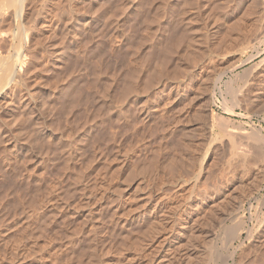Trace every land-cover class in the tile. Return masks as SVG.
<instances>
[{
    "label": "rangeland",
    "instance_id": "rangeland-1",
    "mask_svg": "<svg viewBox=\"0 0 264 264\" xmlns=\"http://www.w3.org/2000/svg\"><path fill=\"white\" fill-rule=\"evenodd\" d=\"M20 5L0 6V31L29 28L18 95L35 102L0 115V264H206L209 250L218 264L213 223L240 215L233 247L259 256L264 167L249 163L264 149V31L250 39L264 0ZM203 189L217 190L181 236Z\"/></svg>",
    "mask_w": 264,
    "mask_h": 264
},
{
    "label": "bare ground",
    "instance_id": "bare-ground-1",
    "mask_svg": "<svg viewBox=\"0 0 264 264\" xmlns=\"http://www.w3.org/2000/svg\"><path fill=\"white\" fill-rule=\"evenodd\" d=\"M2 2V4H3V6L5 5V4H7V9H8V6H13L14 7V13H15V15H18V11L20 10V7H21V5H20V3L23 1V0H1ZM257 1V0H256ZM41 2H43V1H41ZM45 3V2H44ZM254 4L255 3H257V2H253ZM1 4V5H2ZM0 5V6H1ZM41 5V4H40ZM259 5V4H258ZM49 6V5H48ZM256 6V5H255ZM2 7V6H1ZM46 7V6H45ZM3 8V7H2ZM10 9V8H9ZM9 9L7 10V11H9ZM43 9V8H42ZM259 9V8H258ZM6 10V9H5ZM21 10H22V7H21ZM31 11V10H30ZM50 11V10H49ZM258 11V10H257ZM256 11V12H257ZM7 13V12H6ZM11 13V12H10ZM35 13V12H34ZM8 14V13H7ZM12 14V13H11ZM10 14V15H11ZM29 14L31 15V13L29 12ZM258 14V13H257ZM256 14V15H257ZM260 14H261V12H260ZM9 16V15H8ZM8 16H6V17H8ZM2 17V16H1ZM18 17V16H17ZM31 17V16H30ZM259 17H261V18H259L261 21H259L260 23H258L259 24V26H258V28H256V30H255V32H254V34L252 35V37H251V41H257V42H260V41H262L263 39H264V37H262L261 39L262 40H260V37H261V35H262V33H263V31H264V12H263V15H261V16H259ZM10 18V17H9ZM183 18V17H182ZM28 19V18H27ZM256 19H258L257 17H256ZM12 20H13V18H12ZM2 21V20H1ZM27 21V20H26ZM168 21V20H167ZM4 22V21H3ZM10 23H11V21H10ZM27 23H28V21H27ZM8 25V24H7ZM28 25V24H27ZM1 26V25H0ZM6 26V25H5ZM20 27H19V30L18 31H20L21 32V34H18V35H15V34H11V33H9L8 31H6L5 30V27H4V34H8L10 37H7V38H9L10 39V43H9V45H13V53L11 52V54H9V53H5V52H1L0 51V115H2V114H4L5 116L7 115V106H9L10 105V107H8V110H9V108L11 109V110H13V106H15L16 108H20V110L21 109H26V107L27 108H29L27 111H29L30 109H33L34 108V103L32 104L31 102H35L34 101V99L33 98H31V96L30 97H28L29 96V93L27 92V94L26 95H28L27 96V99L25 100L24 98H22L21 97V95L19 96L18 95V93H19V91H20V87H23L24 88V83H22L23 81V79H22V77H21V74H22V72L21 71H28L27 70V66H25L26 65V60L25 59H27L26 57H25V54L23 53L22 54V51H21V45H25V44H22V42L24 43V41H23V39H26L25 41H27V39H29L27 36L28 35H30L29 34V28H27V27H21V25H19ZM254 26V25H253ZM9 27V26H8ZM11 27V26H10ZM30 27H31V25H30ZM34 27V26H33ZM35 29V28H34ZM33 30V29H32ZM254 31V30H253ZM6 32H8V33H6ZM10 32H11V30H10ZM31 32V31H30ZM41 33V32H40ZM3 34V32L2 31H0V37L2 36V35H4ZM32 38V37H31ZM8 40V39H7ZM31 40V39H30ZM41 40V39H40ZM260 40V41H259ZM37 41H38V39H37ZM34 42V41H33ZM42 42V41H41ZM50 42V41H49ZM256 42V43H257ZM6 43V42H5ZM32 43V42H31ZM35 44V43H34ZM38 44V43H37ZM254 45V44H253ZM4 46V45H3ZM32 46V45H31ZM34 46H37V45H34ZM40 46V45H39ZM47 46V45H46ZM53 47V46H52ZM3 48V47H2ZM9 48V47H8ZM8 48L6 47V49L8 50ZM11 48V47H10ZM23 48V47H22ZM29 48V47H28ZM256 48V47H255ZM5 49V50H6ZM42 49H43V47H42ZM264 49V48H263ZM36 50V49H35ZM41 50V49H40ZM4 51V50H3ZM261 51V50H260ZM7 52V51H6ZM26 52V51H25ZM49 52V51H48ZM47 53V52H46ZM21 54H22V56H21ZM154 54V53H153ZM27 55V54H26ZM32 59V58H31ZM36 60V59H35ZM243 62V61H242ZM34 63V62H33ZM238 66V65H237ZM27 67V68H26ZM34 70V69H33ZM230 70V69H229ZM25 71V72H26ZM136 72H137V70H135ZM21 72V73H20ZM31 72V71H30ZM29 71H28V73H30ZM135 72V73H136ZM27 73V74H28ZM243 73V72H242ZM150 76H151V74H150ZM239 76H240V74H239ZM148 77V79H149V76H147ZM131 78H132V76H131ZM152 78V77H151ZM150 78V79H151ZM26 79V78H25ZM28 79V78H27ZM30 79V78H29ZM149 79V80H150ZM132 81V80H131ZM147 81H145V83H146ZM26 83V82H25ZM32 83V82H31ZM129 83V82H128ZM148 83V82H147ZM150 84V83H149ZM126 86V85H125ZM128 86V85H127ZM148 86V85H147ZM230 86L231 85H229V86H227L228 88L227 89H229L230 88ZM26 88V87H25ZM126 88V87H125ZM130 89H131V86L129 87ZM231 88H233V90H234V87H231ZM128 90V89H127ZM232 90V91H233ZM28 91V90H27ZM235 91V90H234ZM127 92V91H126ZM228 92V91H227ZM231 92V91H230ZM229 92V93H230ZM123 93H124V91H123ZM235 92H233L232 94H234ZM121 94V93H120ZM228 94V93H227ZM231 94V95H232ZM236 94V93H235ZM25 95V94H24ZM23 95V96H24ZM212 95V94H211ZM24 97H26V96H24ZM234 97V96H233ZM121 103V102H120ZM235 103V102H234ZM225 104H226V102H225ZM225 104H223V105H225ZM120 105V104H119ZM229 106V105H228ZM228 106H225V107H228ZM12 107V108H11ZM37 108V107H36ZM4 109H6V110H4ZM24 109V110H25ZM226 109V108H225ZM24 110H22V111H24ZM36 110V109H35ZM229 111H230V109H228ZM231 110H232V108H231ZM14 111V110H13ZM25 112L26 114L27 113H29V112ZM34 111V110H33ZM17 112H19V110L17 111L16 110V113ZM11 113V116H12V112H10ZM14 113H15V111H14ZM33 113V112H32ZM9 114V113H8ZM19 114V113H18ZM17 114V115H18ZM24 115V116H27V115ZM121 114V113H120ZM128 114V113H127ZM255 114V113H254ZM16 114H15V118L14 117H11V116H9V118L11 117V118H14V119H18V116H17ZM30 115H31V112H30ZM248 115V114H247ZM4 116V117H5ZM17 116V117H16ZM124 116V115H123ZM241 116V115H240ZM246 116V115H245ZM3 117V116H2ZM246 117H248V116H246ZM32 118V117H31ZM0 119H4V118H1V116H0ZM20 119V118H19ZM7 120H8V118H7ZM3 121V120H2ZM12 121H13V119H12ZM15 121V120H14ZM27 121V120H26ZM25 121V122H26ZM35 122H36V120H34ZM8 122H10V120H8ZM29 122V121H28ZM30 122H31V120H30ZM18 123V122H17ZM32 123H33V121H32ZM31 123V124H32ZM11 125L13 124L12 122L10 123ZM15 124V123H14ZM4 125V124H3ZM7 125H9V123L7 124ZM16 125V124H15ZM24 125V124H23ZM35 125V124H34ZM0 126H1V124H0ZM10 126V125H9ZM13 126V125H12ZM18 126V125H17ZM11 127V126H10ZM16 127V126H15ZM19 127V126H18ZM25 127V126H24ZM38 127V126H37ZM7 128V127H6ZM17 129V128H16ZM35 129H36V127H35ZM19 130V129H18ZM23 130V129H22ZM41 130V129H40ZM26 133V132H25ZM24 133V134H25ZM23 134V135H24ZM29 134V133H28ZM44 134H45V132H44ZM14 135V134H13ZM11 136V135H10ZM17 136V135H16ZM20 138V137H19ZM261 138V137H260ZM259 138V140H257V138H254V139H256L255 141V144L256 145H262L263 143H264V139H260ZM3 139V138H2ZM8 139V138H7ZM9 140V139H8ZM2 141V140H1ZM264 146V145H263ZM235 147H237L238 148V146H235ZM235 147H234V149H235ZM257 147V146H256ZM232 148V147H231ZM260 148V147H259ZM258 147L256 148V152H255V154H256V156L254 157V160L253 161H247V162H250L249 164H257V162H259L258 164L260 165V166H262V169H263V167H264V149L262 150V147H261V150L259 149ZM246 149V148H245ZM8 150V149H7ZM239 150V149H238ZM240 150H241V147H240ZM3 151V150H2ZM236 149H235V152L234 153H232V156H234V155H238V153H239V155L240 156H242V158H243V161L245 160V158H246V156H247V149L246 150H242L241 152H237L236 153ZM231 152H232V149H231ZM249 152V151H248ZM231 157V156H230ZM238 157V156H237ZM235 158V157H234ZM236 161V160H235ZM230 162V161H229ZM243 164H244V162H243ZM258 165V167H260ZM240 167V166H239ZM243 167V166H242ZM245 167V166H244ZM261 169V168H260ZM261 169V170H262ZM243 170V169H242ZM213 188V187H212ZM215 188H217L215 185H214V189ZM210 190H212V189H210ZM210 190H207V189H203V191H199V194H197L198 196L196 197V203H195V207H193V206H190L189 207V211H188V213H189V216H186V217H184L183 218V220H186V222L185 221H183V222H181L180 224H181V226H182V231H181V229L179 230V231H177V233L179 232V234H181V236H182V234H183V232H184V230H186V228H188V223H189V221H190V213L192 212V211H194V215H193V219L194 220H192V221H196V220H198V219H200V218H203L202 216H203V214H204V207L205 206H202L201 204H200V202L202 203V202H204L205 200H207V199H210V198H212L213 196H214V193H215V191L217 190H215L214 192H213V190L211 191V192H209ZM219 192V191H218ZM212 200V199H211ZM218 202H219V199H218ZM215 203V202H214ZM217 203V202H216ZM220 204V203H219ZM151 205V204H150ZM201 205V206H200ZM149 207V206H148ZM160 208H161V206L156 202V203H154L152 206H151V210H150V213L151 212H153V215H155L157 212H158V210H160ZM164 208V207H163ZM165 209V208H164ZM203 210V211H202ZM155 211H157L155 214H154V212ZM230 213V212H229ZM251 213V212H250ZM249 213V214H250ZM248 214V215H249ZM252 214V213H251ZM256 215V214H255ZM209 217V216H208ZM240 217L242 218V215H240ZM238 218V219H240L241 220V218ZM251 217V216H250ZM254 217V216H253ZM252 217V218H253ZM257 217V216H256ZM212 218V217H211ZM210 218V219H211ZM219 218V217H218ZM217 218V222L216 223H213V222H215V221H212V223L216 226V231L215 230H213L212 232H210V233H212V235H214V238H215V236L217 235V230L218 231H221V234H220V238L219 239H221V242L223 243L224 242V244H225V247H226V250L228 251L227 252V254L225 255V254H223V256H222V259L220 260V261H218V264H264V251H262V249H264V242L263 243H261L260 245L263 247H261L260 245H258V243H257V245L259 246V248L261 249V251H259V253L260 254H258L259 256H254L252 259L249 257V259H248V257L246 256V254H244L242 251L240 252V251H238V253H237V249H238V247L242 244V240H240V243L239 244H237V245H239V246H234L233 247V243H234V241H236V240H238V239H240L241 238V235H242V229L244 228L243 227V221L241 220V222H239V221H235L236 219H234V221L236 222V223H233V224H231L230 225V223H229V225L227 224V225H225V221H224V219H218ZM231 218H233V217H231ZM235 218V217H234ZM213 219V218H212ZM258 219V218H257ZM228 220V219H227ZM261 221V220H260ZM211 222V221H210ZM209 222V223H210ZM251 223V222H250ZM213 224H210V225H212V226H214ZM259 224V223H258ZM261 225V224H260ZM248 227V226H247ZM246 227V228H247ZM215 228V227H214ZM249 228H250V226H249ZM246 230V229H245ZM249 230H251V228L249 229ZM247 232V231H246ZM264 232V231H263ZM251 232L249 231V233L247 234V237H246V239L248 238V239H250L252 236H251V234H250ZM254 233V232H253ZM252 233V234H253ZM207 235H208V233H207ZM211 235V236H212ZM179 236V235H178ZM206 236V235H205ZM210 236V237H211ZM217 237V236H216ZM206 238H208V236L206 237ZM205 238V239H206ZM262 238V237H261ZM212 239V238H211ZM211 239H209V241H208V244H211ZM216 239V238H215ZM208 240V239H207ZM207 240H204V241H206V243H207ZM214 240V239H213ZM254 240V239H253ZM257 240V239H256ZM176 241V240H175ZM219 241V240H218ZM210 242V243H209ZM215 242V241H214ZM249 242V241H248ZM220 243V242H219ZM205 244V243H204ZM204 245V246H201V247H204V249H206V248H208V246L209 245ZM216 244V243H215ZM214 244V245H215ZM221 244V243H220ZM219 244V245H220ZM256 244V243H255ZM211 246V245H210ZM210 246H209V248H210ZM221 246H223L224 247V245H222L221 244ZM213 247V246H212ZM215 249H216V247H214ZM213 248V249H214ZM220 248V247H219ZM241 248H243V247H241ZM241 248H239V249H241ZM244 248H245V246H244ZM199 249H201L202 250V248H199ZM214 249V250H215ZM221 249H222V247H221ZM220 249V250H221ZM225 249V248H224ZM250 249V248H249ZM260 249H258V250H260ZM217 250V249H216ZM242 250V249H241ZM245 250V249H244ZM253 250V249H252ZM207 251V250H206ZM169 252V251H168ZM209 252H210V250H209ZM209 252H207V254L205 255V257L203 258V255L204 254H202L201 252V254L200 255H202V257L201 258H203V259H205L206 260V264H209L210 263V261L212 260V254L211 253H209ZM199 253V252H198ZM213 253V252H212ZM219 253V252H218ZM217 253V254H218ZM243 253V254H242ZM258 253V252H257ZM256 253V254H257ZM216 254V257H214V260H216L215 258H218L217 255ZM222 254V253H221ZM253 254V253H252ZM224 255H225V257H224ZM224 257V258H223ZM201 258H199V259H201ZM221 258V257H220ZM197 259V258H196ZM204 260V261H205ZM213 260V261H214ZM197 261V260H196ZM200 261V260H199ZM208 261H209V263H208ZM198 263V262H197ZM202 263V262H201ZM200 263V264H201ZM204 264V263H203ZM212 264V263H211Z\"/></svg>",
    "mask_w": 264,
    "mask_h": 264
}]
</instances>
